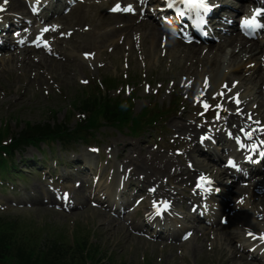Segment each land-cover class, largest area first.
Returning a JSON list of instances; mask_svg holds the SVG:
<instances>
[{
  "label": "rangeland",
  "instance_id": "374dc122",
  "mask_svg": "<svg viewBox=\"0 0 264 264\" xmlns=\"http://www.w3.org/2000/svg\"><path fill=\"white\" fill-rule=\"evenodd\" d=\"M101 2L106 4V9L109 4L105 1ZM79 13L81 19L75 20ZM61 22L66 23L65 27L69 29L88 27L89 31L99 23H102V25L109 24L110 26L115 24L113 19L105 17V11L99 8L96 3L90 5L83 3L76 6L70 15L61 19ZM96 30L98 31V29ZM141 34L143 36L144 33L137 32L135 35L130 34L131 37L127 35L125 38L122 36L116 38V33L113 38L99 44L96 48L99 51L95 53V56L83 60H79L78 52L75 51V48L80 44L78 38L73 37L72 40H70L71 38L69 40L61 39V42L56 46L57 53L54 57H50L51 60L47 58L37 62L30 58L32 61L30 67H24L27 70L26 75L20 77L16 73L20 72L18 66L22 60L15 64H2L0 62V127L7 124L11 129L17 130L26 121L32 123L46 121L52 112H55L57 119H64L69 112V104L73 103L74 99L80 94L83 95L84 88L95 82L100 75L102 79L114 81L113 89L121 82H128L134 86L133 111L135 113L146 105L152 90L161 85H163V88L160 89L161 94L157 95L155 99L158 103L167 104L172 95L170 92L173 93L174 90L181 97H184V92H179L176 88L179 82L178 77L181 74L179 67L188 64L194 68L193 72L196 74L200 71L204 72L203 68L208 67L206 73L209 75L211 72L216 74L214 80L212 79L213 85L217 83L218 78L222 75H224V80L227 81H231L232 75L237 76V78H233L237 79V85L241 87V91L249 86V89L245 92V97L252 98V100L256 99V85L248 84L246 86L238 79L239 76L242 77L241 72L234 73L232 71L241 59V57L233 58L231 54L229 56L230 49H233L232 45L231 47L224 46L222 51H217L215 47L211 53L205 52L192 55L184 49L178 48L177 50L170 49L165 54L161 51V55H159L160 50L158 48L156 53H153L150 48L157 47L158 39L155 43L151 39L143 41ZM244 46L247 47L248 45L244 44ZM200 50L201 48H199ZM234 50H237L236 45H234ZM237 53L234 52V56ZM216 54L220 55L215 57ZM259 56V54L255 57L252 56L253 59L251 60L253 64H256V69L259 65L256 59ZM210 61H215L217 64L209 67ZM16 64L17 69L14 70ZM124 73L128 74L126 79ZM258 74H261L264 78L263 67ZM79 79H88L89 84L84 86L79 82ZM149 83L150 92L145 93L142 88ZM46 89L50 92L43 93V90ZM122 96H125V94H122ZM173 118L175 117H170L167 121L166 127L169 130L167 134L178 129L171 126V122L173 124L175 122V120H172ZM69 119L70 126H72L76 118L70 115ZM99 131L100 133H96L93 140L98 139L100 144H108L109 147H113V143L117 145V148L110 152L113 157L111 160L113 167L118 164L122 166V169L131 168L133 173L135 170V174H137L138 170L135 169V164L127 162L125 157H121V160L120 156L114 158L118 153L128 152L132 158L140 157L144 168L149 167L151 160L158 170L162 169V159L159 153L163 154L161 153L163 144L159 146L152 145L150 142L143 144L142 138H126L121 132L105 125ZM156 132L158 131L156 130ZM153 139H155V136L150 137L147 141ZM125 141L128 143L124 147L125 149H118L121 143ZM85 143L87 142L79 139L69 146L62 147L60 144H56L53 149L45 148V151L47 155L50 154L49 151H54L56 156H66L70 149H81L82 144ZM40 146H43V144L41 143ZM122 150L124 151L122 152ZM157 150H159L158 153L151 152ZM32 153H36L32 146L23 148L16 152L15 159H21L20 156L24 158L25 165L23 167L29 169L31 163L29 154ZM21 164L19 163V166H22ZM144 171L149 172L148 169ZM135 174L133 176L136 178ZM29 176L33 177L34 174ZM150 178L148 177V179ZM26 186L30 188V184ZM3 195H8V193L4 192ZM23 195L21 194L18 197L22 198ZM25 195L27 197V194ZM1 201H4V199ZM5 203L0 205V217L4 222L16 223L17 226L22 223L28 229L42 231L45 236L60 234L65 239L70 237L72 229L85 234L91 233L92 243L97 244L102 249L104 256L108 258V261L110 259L115 264H252L245 257L241 261L239 259L230 261L229 249H223L218 240L215 241L213 247H210L209 243L213 237L209 235L207 238L203 235L198 236L197 245H202V249L195 255H188L180 246H163L159 242L132 233L128 225H119L111 217L110 220L113 221L109 224V218H104L97 209L88 206L69 214L52 209L46 204H42V206L32 204L31 207L25 205L14 206L9 198L5 199ZM59 229L61 233L58 232ZM226 230L229 232L235 231L231 227L226 228ZM12 231L18 232L19 229L14 228Z\"/></svg>",
  "mask_w": 264,
  "mask_h": 264
},
{
  "label": "bare ground",
  "instance_id": "6f19581e",
  "mask_svg": "<svg viewBox=\"0 0 264 264\" xmlns=\"http://www.w3.org/2000/svg\"><path fill=\"white\" fill-rule=\"evenodd\" d=\"M7 3H9V0ZM10 3L12 5H14L15 7L19 8L18 11L22 12L25 10V6H24L23 2L20 0H10ZM7 6H9V4ZM103 7H104V4H102L100 6V8H103ZM45 17L46 16H44L43 19ZM105 17L108 19H111V20L113 19V22H115V24L110 26L109 24L102 25V23H99V24H96L95 26H93L92 29L88 32L87 31H79L78 29H75V32H74L76 34L75 37H78L79 41L81 42V51H82V49H90L91 52L95 51V49L99 46V44H102L103 41H107V40L113 38V36L116 33H117L116 38H118L119 36H122L123 38H125L127 35H130V34L135 35L137 32H143L144 33L143 36L141 34V36L143 37V38L141 37L142 40L146 41L148 39H151V41H153L154 43H155V41H157L159 36L163 33L161 28H159V26L156 23H154L150 20H147V19L142 20L139 17L131 18L130 15L110 14V13L105 14ZM79 19H81L80 13L77 15L75 20H79ZM45 23H47V20ZM82 28L83 27H79V29H82ZM96 29H98V31ZM131 35H130V37H131ZM235 40H237V38L231 37V38H229V40L227 41L226 44L225 43L219 44L217 46V51H222L221 49L224 45H229V46L232 45L233 49H230L229 56L231 54V55H233V58L241 57L237 66L232 71L238 70L239 72H241L242 77L240 78V76H239L238 79H240L242 81V83L245 84L246 86H248V84L258 85L260 83V81L262 80L261 74L260 75L258 74L259 73L258 68H260V67H258L256 70H254L252 72L253 68L252 67L250 68L248 66V63H250L251 60L253 59L252 56H256L258 54L257 51L261 52V48H262L261 46L262 45H258L257 41L251 42V44L248 45L247 47L238 43V45L234 44L237 46V50H234L233 43ZM57 41H60V39ZM169 43L170 44H168V45H171V46L174 45V46H177L179 48L181 46H183V44H181L180 42H178L175 39H171ZM159 44H160V41H159ZM150 48L153 51V53L157 52L158 47L153 46ZM30 49H32V48H30V47L24 48V50H30ZM187 51L198 53L197 50L195 51V47H190L187 49ZM207 52L211 53L212 49H207ZM234 52H238L236 56H234ZM219 55L216 54L215 57H217ZM79 60H81V59L79 58ZM7 61H8V63H16L17 57L15 56V53L14 54L10 53V56H9ZM22 62H26V61L24 60ZM216 64L217 63L215 61H213V62L210 61V64H208V65H209V67H211V65H216ZM180 69H181L180 70L181 74L179 76H186L187 79H185V81H192L191 86L192 87L194 86V89L197 90V88H195V85L199 84V82H201V80L203 79L202 75H203V73L207 72L208 67L203 68L204 72L200 71V73L198 72V74L193 72L194 68L190 64L185 65V66H181ZM229 69L231 70V68H229ZM20 73H21V75L23 74V72H20ZM254 73H257V74H254ZM215 76H216V74H214L212 72L210 73L211 79L214 80ZM232 77L237 78V76H233V75H232ZM224 79H225L224 75H222L221 77L218 78L217 83L221 82ZM263 95H264L263 91L259 87L258 91H257L256 99L260 103L261 107H264V100L262 97ZM263 118H264V115H263ZM257 119H259V118H253L252 120H257ZM183 130H189V127L183 126ZM85 154H86V157L91 156L90 154H87V153H85ZM127 160L129 162L135 161V159H133V158L127 159ZM195 164H196V166L203 168L204 170H208V168H210L204 164H200L197 162H195ZM151 173L157 174L158 172L152 171ZM233 190L238 191L237 195H239V196L242 195V190H243L242 188L237 187V188H233ZM248 199H249L248 200L249 202L246 205H244L245 209L254 210L255 206H257L259 204L258 201H260V200L264 201V196L258 195L254 198L249 197ZM259 212H260L261 216L264 217V208L260 209ZM247 214L250 216L249 213H247ZM233 215H234V212L231 213L230 216H233ZM218 230H221V228ZM235 238H236V236L232 235L231 233H228V232L225 233V239L227 241V244L231 248H233L236 252L234 254V257L241 260L242 259L241 256L238 255V253H240V249L235 247V243H234ZM200 249H202V245H197L196 242L194 243V241L188 243V245L186 246V252L189 253L190 255L197 254V252Z\"/></svg>",
  "mask_w": 264,
  "mask_h": 264
},
{
  "label": "trees",
  "instance_id": "16d2710c",
  "mask_svg": "<svg viewBox=\"0 0 264 264\" xmlns=\"http://www.w3.org/2000/svg\"><path fill=\"white\" fill-rule=\"evenodd\" d=\"M82 104L86 109H94V112L103 110L110 122L118 120L122 114L121 111L117 110L120 107L113 108L104 99H85L82 101ZM137 122L138 119H136L135 124ZM55 132L57 130L51 129L48 125L39 127L38 125L28 124L18 133L17 137H12L13 143L11 148L35 143L36 137L39 134L46 136ZM30 248V241L27 238L22 239L17 237L9 230L8 226L0 227V264H72L71 259L70 261L65 260L66 254L62 253L60 245L57 243H51L47 246L40 260L32 259V254L29 251ZM93 255L94 253L88 254V257L91 258Z\"/></svg>",
  "mask_w": 264,
  "mask_h": 264
},
{
  "label": "snow or ice",
  "instance_id": "6c2138e0",
  "mask_svg": "<svg viewBox=\"0 0 264 264\" xmlns=\"http://www.w3.org/2000/svg\"><path fill=\"white\" fill-rule=\"evenodd\" d=\"M8 0H4V3L7 4ZM186 3H188L189 5L192 6H196V7H203L205 8V10H207V6L204 4L203 0H185ZM173 5L171 3L168 4V7H172ZM113 11H117L119 10V5H117L115 8L112 9ZM125 11H130L131 10V6H129L127 9H124ZM0 11H4L3 6H0ZM260 10H257V14H259ZM243 25H252L255 27H264V25L257 23V20L255 19V16L252 19H245L242 22ZM47 29H45L46 31ZM39 39V38H38ZM205 108H208V105L205 103L204 104ZM219 107V105L217 106ZM229 163L231 164L232 162L229 161ZM204 183H211V181H206V178L201 176L199 183L197 184V187H201ZM166 206V205H165ZM249 235H251V233H249ZM261 240H264V235H262L260 237Z\"/></svg>",
  "mask_w": 264,
  "mask_h": 264
}]
</instances>
